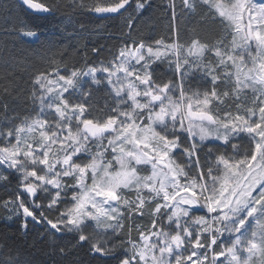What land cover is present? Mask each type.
Listing matches in <instances>:
<instances>
[{
    "label": "snow or ice",
    "instance_id": "1",
    "mask_svg": "<svg viewBox=\"0 0 264 264\" xmlns=\"http://www.w3.org/2000/svg\"><path fill=\"white\" fill-rule=\"evenodd\" d=\"M18 2L34 14L58 8ZM131 5L72 6L107 17ZM148 6L136 0L135 11ZM177 7L207 9L197 23L219 21L225 39L182 43ZM170 8V42L125 41L99 67L34 76L32 111L0 128V181L18 178L2 207L23 218L21 228L30 219L71 234L116 264H264V0H172ZM126 23L130 31L134 20ZM165 63L167 81L156 71ZM101 86L110 103L97 108Z\"/></svg>",
    "mask_w": 264,
    "mask_h": 264
},
{
    "label": "trees",
    "instance_id": "2",
    "mask_svg": "<svg viewBox=\"0 0 264 264\" xmlns=\"http://www.w3.org/2000/svg\"><path fill=\"white\" fill-rule=\"evenodd\" d=\"M37 1L56 4L58 8L54 14L38 15L26 10L17 0H0V118H22L32 111V81L40 71L99 65L110 60L125 41L144 39L151 43L157 39L166 42L175 39L170 30L172 0H149L142 15L135 11L136 0H132L126 11L107 17H99L87 7L72 6L74 0ZM92 2L75 0V4ZM176 4L180 5V0ZM176 11L175 24L180 29L182 43L194 36L209 44L225 39L224 25L219 21L197 23L207 9L198 7L196 13H189L177 7ZM128 17L134 20L130 31ZM25 31L37 33L36 39L23 37ZM166 69V63L156 68L164 81L170 76ZM106 102L110 103L101 86L94 91L92 103L102 108ZM17 189L16 176L0 183V264L9 258L18 260L19 264H116L92 254L88 243H79L71 234L54 235L30 219L24 229L20 227L22 217L9 219L12 213L2 204L14 198Z\"/></svg>",
    "mask_w": 264,
    "mask_h": 264
},
{
    "label": "rangeland",
    "instance_id": "3",
    "mask_svg": "<svg viewBox=\"0 0 264 264\" xmlns=\"http://www.w3.org/2000/svg\"><path fill=\"white\" fill-rule=\"evenodd\" d=\"M24 33V32H23ZM23 33H22V36L23 37H25V38H28V39H31V40H34V39H36V36H34V37H29V36H26V35H23ZM230 40H231V36H229V37H227L226 38V40H225V43H228V42H230ZM112 59V58H111ZM110 59V60H111ZM110 60H108V61H110ZM99 66H101V64H99V65H96V67H99ZM86 69V68H85ZM63 70L64 69H61V72H62V74H64V72H63ZM170 74V73H169ZM171 75V74H170ZM52 78H55V77H52ZM192 87H193V89H195V88H197V87H200V85H199V83H198V81H193L192 82ZM221 91H223V88H221ZM9 119H11V118H9V117H5V116H3V117H1L0 118V128H3V127H5L6 126V124H7V121L9 120ZM12 123H16V124H18L19 123V120H12ZM207 148H208V145H206L205 147H204V151L202 152V157H203V154H204V152H207ZM17 178V177H16ZM17 180H18V178H17ZM5 182H7V181H0V183H5ZM43 194L41 193V196H42ZM37 200L39 201L40 200V197H37ZM43 203H45V204H47V200L45 199V200H43L42 201ZM51 215V214H50ZM138 223L140 222V221H137ZM144 223H147L148 221L147 220H145V221H143ZM251 231V228L249 229V232ZM116 242H118V241H112V243H116ZM229 243H230V241H229ZM216 250L217 251H219L220 249H219V247H217L216 248Z\"/></svg>",
    "mask_w": 264,
    "mask_h": 264
},
{
    "label": "water",
    "instance_id": "4",
    "mask_svg": "<svg viewBox=\"0 0 264 264\" xmlns=\"http://www.w3.org/2000/svg\"><path fill=\"white\" fill-rule=\"evenodd\" d=\"M17 2H18V0H17ZM38 2V1H37ZM19 3V2H18ZM24 8H26V6H23ZM26 10H28L27 8H26ZM29 12H32V11H30V10H28ZM33 13V12H32ZM38 15H45V14H38Z\"/></svg>",
    "mask_w": 264,
    "mask_h": 264
}]
</instances>
